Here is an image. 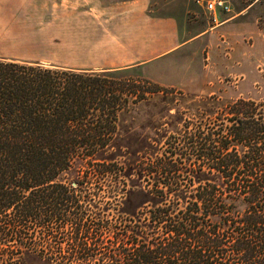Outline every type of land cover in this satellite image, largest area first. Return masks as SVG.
<instances>
[{
  "label": "trees",
  "instance_id": "obj_1",
  "mask_svg": "<svg viewBox=\"0 0 264 264\" xmlns=\"http://www.w3.org/2000/svg\"><path fill=\"white\" fill-rule=\"evenodd\" d=\"M114 72L0 57V264H264V113L225 104L194 148L128 170L120 116L164 90ZM105 179L124 195L112 218L87 189ZM56 225L66 246L40 245Z\"/></svg>",
  "mask_w": 264,
  "mask_h": 264
},
{
  "label": "rangeland",
  "instance_id": "obj_2",
  "mask_svg": "<svg viewBox=\"0 0 264 264\" xmlns=\"http://www.w3.org/2000/svg\"><path fill=\"white\" fill-rule=\"evenodd\" d=\"M225 1L230 6L229 13L217 14L213 19L193 0H147L150 15L174 18L189 38L199 34L200 39L162 65L157 79L164 81V85L147 79L137 69L114 72L116 77L147 80L164 90L148 95L129 112L121 114L119 136L124 141L130 138L126 141L129 149L121 160L124 168L142 156H169L174 151L180 153L194 148L196 145L189 144L186 138L198 128H213L212 120L225 104L245 100L255 103L257 110L264 113V0ZM0 57L69 66L56 65V40L42 42L38 48L27 42H14L4 25H0ZM192 161L195 162L193 156ZM195 169L197 165L192 170ZM70 176L63 180L69 188L74 186ZM180 177L188 179L185 173ZM130 178L139 180L134 175ZM143 180L146 183L148 179L144 176ZM100 182L103 183L95 182L87 188L88 192L100 188L91 203L101 208L99 216L112 218L118 208H123L124 195L110 193L109 179ZM106 203L110 204L109 211H103ZM50 231H37L39 244L65 247L69 225H56V231Z\"/></svg>",
  "mask_w": 264,
  "mask_h": 264
},
{
  "label": "crops",
  "instance_id": "obj_3",
  "mask_svg": "<svg viewBox=\"0 0 264 264\" xmlns=\"http://www.w3.org/2000/svg\"><path fill=\"white\" fill-rule=\"evenodd\" d=\"M0 25L14 42L38 48L56 40V65L78 71L137 69L160 85L166 84L157 79L162 65L200 39L189 38L174 18L150 15L147 0H0Z\"/></svg>",
  "mask_w": 264,
  "mask_h": 264
},
{
  "label": "built area",
  "instance_id": "obj_4",
  "mask_svg": "<svg viewBox=\"0 0 264 264\" xmlns=\"http://www.w3.org/2000/svg\"><path fill=\"white\" fill-rule=\"evenodd\" d=\"M194 4L201 10L210 14L213 19L217 14L229 13L230 6L225 0H193Z\"/></svg>",
  "mask_w": 264,
  "mask_h": 264
}]
</instances>
